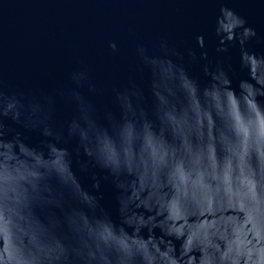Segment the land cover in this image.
Segmentation results:
<instances>
[{
	"label": "water",
	"instance_id": "water-1",
	"mask_svg": "<svg viewBox=\"0 0 264 264\" xmlns=\"http://www.w3.org/2000/svg\"><path fill=\"white\" fill-rule=\"evenodd\" d=\"M230 10L247 24L229 31ZM248 26L256 35H243ZM164 37L225 65L228 82L218 99L203 92L213 77L200 65L192 67L199 92L190 94L174 79L152 89L154 73L140 65L136 45L158 53ZM111 40L118 50L109 47ZM222 40L227 50L218 53ZM79 68L96 85L79 90L95 107L101 146L119 148L126 136L134 164L121 211L104 170L92 169L99 189L90 187L93 179L76 159L67 176L85 199L87 188L102 194L111 216L90 227L111 245L107 250L127 246L135 264H264V0H0V105L22 104L10 92L52 94L54 122L64 128L77 108L60 92L77 87L71 73ZM130 78L146 95L133 126L121 133L106 113L129 118L114 89ZM20 138L43 153V168L58 166L57 149L48 147L55 141L32 130H21ZM57 148L85 154L71 135ZM22 150L17 143L16 155ZM8 251L5 246L0 255Z\"/></svg>",
	"mask_w": 264,
	"mask_h": 264
},
{
	"label": "clouds",
	"instance_id": "clouds-1",
	"mask_svg": "<svg viewBox=\"0 0 264 264\" xmlns=\"http://www.w3.org/2000/svg\"><path fill=\"white\" fill-rule=\"evenodd\" d=\"M232 24L229 31L245 26L247 20L234 11H229ZM223 31V29H218ZM243 35H256L253 27H243ZM203 47V37H198ZM109 47L116 51V40L109 41ZM158 53L149 52L143 43H137L136 55L141 66L151 70L153 90L161 86L162 80L174 79L194 94L200 91L198 77L192 71L193 65H200L204 71L212 69L213 83L203 92L212 99H218L228 82L226 67L222 62L207 59L208 52H197L194 48L180 50L171 45L166 37L159 41ZM227 50L225 42L217 45L218 53ZM165 70L163 76L160 69ZM76 88L61 91L76 104V114L64 128L57 127L52 114L55 96L44 93L37 97H25L20 92H10L23 102L16 105H0V250L5 246L7 254L0 255V264H135L129 247L111 248L100 232L90 227L97 218L109 219L111 213L101 202V195L87 191L85 199L81 189L67 180L73 160L83 173L93 179L91 188L99 189L98 173L93 168L104 170V179H109L116 191L118 211L122 210V190L126 174L134 168L129 140L122 135V146L105 149L97 136L95 107L81 94L84 85L95 91L87 69L79 68L71 73ZM2 92V89H0ZM145 88L135 78H130L122 87L114 89V96L120 108L129 114L121 120L112 112L106 113L118 126L121 133L133 126L134 113L142 110ZM154 103L153 110L158 107ZM15 126V128L13 127ZM21 130L39 132L43 137L55 141L49 150L56 148L59 161L55 169H45L40 161L43 153L20 138ZM65 135L76 137L84 149L83 155L74 157L66 149L57 148ZM17 143L23 150L16 155ZM91 149V151H89ZM171 178V177H170ZM139 223L145 221L141 219Z\"/></svg>",
	"mask_w": 264,
	"mask_h": 264
}]
</instances>
